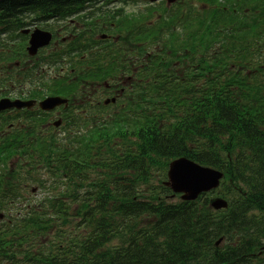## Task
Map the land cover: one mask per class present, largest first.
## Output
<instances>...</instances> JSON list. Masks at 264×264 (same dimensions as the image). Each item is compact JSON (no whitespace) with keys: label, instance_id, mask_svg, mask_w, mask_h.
Listing matches in <instances>:
<instances>
[{"label":"trees","instance_id":"trees-1","mask_svg":"<svg viewBox=\"0 0 264 264\" xmlns=\"http://www.w3.org/2000/svg\"><path fill=\"white\" fill-rule=\"evenodd\" d=\"M78 1L0 0V10L4 8L3 13H15L22 4H32L41 12L48 9L55 12L75 9ZM259 19L264 26V9L252 21ZM253 24L248 21L240 28L251 30ZM210 44L212 48V42ZM239 45L244 50L258 47L249 33ZM232 47H228L227 54ZM171 51L173 54L174 50ZM214 57V65L202 59L205 85L199 95L190 98L193 109L190 123L194 126L197 123L198 131L202 130L200 122L206 124L209 145L204 151L187 148L183 136H172L168 126L163 130L158 128L160 113L143 115L139 124L135 121L118 124L120 128L133 129L139 142L108 158L102 165L105 172L93 183L95 211H87L82 223L74 228L62 230L58 226V242L53 240L50 247L35 242L36 233L23 238L22 235L0 238V263L253 264L259 258L256 252L264 239V184L254 187L255 195L251 190L243 199V189L254 184L248 166L240 165L237 169L245 183L242 187L237 183L239 177L225 186L223 194L232 199L227 214L215 215L206 206L194 210L185 202L174 205L161 196L168 193L169 188L162 191L152 185L145 189L140 186L150 177L152 166L179 155L224 168L232 175L233 162L221 160L218 153L222 134L228 139L234 137L252 151L256 149L257 156L264 162V94L234 77L222 78L220 57ZM227 81H235L237 87L231 88L233 85ZM183 110L184 114L185 108ZM86 167L83 165V170ZM246 172L248 175H244ZM256 202L262 214H253L249 219L248 212ZM87 205L81 209H87ZM60 217L66 216L60 214ZM50 233L51 230H41V236ZM220 236L225 237L223 244L216 246L215 241Z\"/></svg>","mask_w":264,"mask_h":264},{"label":"water","instance_id":"water-1","mask_svg":"<svg viewBox=\"0 0 264 264\" xmlns=\"http://www.w3.org/2000/svg\"><path fill=\"white\" fill-rule=\"evenodd\" d=\"M171 176L173 188L176 191H184L185 198H194L199 192L208 190L217 185L218 179L221 176L216 171L199 168L195 164L188 165L183 160L174 162L169 172ZM215 207L225 206V202L221 199H216L213 202Z\"/></svg>","mask_w":264,"mask_h":264},{"label":"flooded vegetation","instance_id":"flooded-vegetation-1","mask_svg":"<svg viewBox=\"0 0 264 264\" xmlns=\"http://www.w3.org/2000/svg\"><path fill=\"white\" fill-rule=\"evenodd\" d=\"M24 69L30 71V68L26 67ZM27 130H28V124L26 121H23V119L15 120L12 123H7V124L1 123L0 140L2 139L9 140L11 136L13 138H23L26 134H28Z\"/></svg>","mask_w":264,"mask_h":264},{"label":"rangeland","instance_id":"rangeland-1","mask_svg":"<svg viewBox=\"0 0 264 264\" xmlns=\"http://www.w3.org/2000/svg\"><path fill=\"white\" fill-rule=\"evenodd\" d=\"M187 1L188 0H175L174 2H172V5H174V4H177V5H180V4L185 5ZM150 3H151V0H147L145 2V5H148ZM195 3H196L197 6H200L199 3H198V1H195Z\"/></svg>","mask_w":264,"mask_h":264}]
</instances>
